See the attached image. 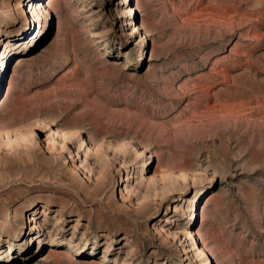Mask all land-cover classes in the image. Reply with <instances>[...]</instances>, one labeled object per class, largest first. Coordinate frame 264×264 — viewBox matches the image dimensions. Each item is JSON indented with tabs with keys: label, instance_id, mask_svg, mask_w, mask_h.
Instances as JSON below:
<instances>
[{
	"label": "rangeland",
	"instance_id": "rangeland-1",
	"mask_svg": "<svg viewBox=\"0 0 264 264\" xmlns=\"http://www.w3.org/2000/svg\"><path fill=\"white\" fill-rule=\"evenodd\" d=\"M0 264H264V0H0Z\"/></svg>",
	"mask_w": 264,
	"mask_h": 264
},
{
	"label": "bare ground",
	"instance_id": "bare-ground-1",
	"mask_svg": "<svg viewBox=\"0 0 264 264\" xmlns=\"http://www.w3.org/2000/svg\"><path fill=\"white\" fill-rule=\"evenodd\" d=\"M5 113V112H4ZM142 214V213H141Z\"/></svg>",
	"mask_w": 264,
	"mask_h": 264
}]
</instances>
